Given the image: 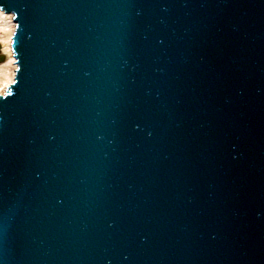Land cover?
<instances>
[{"label":"water","instance_id":"95a60500","mask_svg":"<svg viewBox=\"0 0 264 264\" xmlns=\"http://www.w3.org/2000/svg\"><path fill=\"white\" fill-rule=\"evenodd\" d=\"M0 264H264V0H8Z\"/></svg>","mask_w":264,"mask_h":264},{"label":"bare ground","instance_id":"6f19581e","mask_svg":"<svg viewBox=\"0 0 264 264\" xmlns=\"http://www.w3.org/2000/svg\"><path fill=\"white\" fill-rule=\"evenodd\" d=\"M13 29L11 15L0 11V95L11 84L15 71L14 59L10 53Z\"/></svg>","mask_w":264,"mask_h":264},{"label":"snow or ice","instance_id":"6c2138e0","mask_svg":"<svg viewBox=\"0 0 264 264\" xmlns=\"http://www.w3.org/2000/svg\"><path fill=\"white\" fill-rule=\"evenodd\" d=\"M0 9L4 11H10L8 0H0Z\"/></svg>","mask_w":264,"mask_h":264}]
</instances>
